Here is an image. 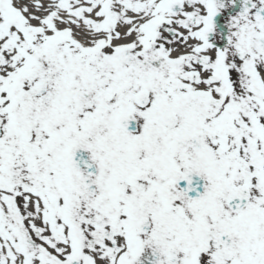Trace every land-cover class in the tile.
I'll list each match as a JSON object with an SVG mask.
<instances>
[{
	"label": "snow or ice",
	"instance_id": "snow-or-ice-1",
	"mask_svg": "<svg viewBox=\"0 0 264 264\" xmlns=\"http://www.w3.org/2000/svg\"><path fill=\"white\" fill-rule=\"evenodd\" d=\"M0 264H264V0H0Z\"/></svg>",
	"mask_w": 264,
	"mask_h": 264
}]
</instances>
